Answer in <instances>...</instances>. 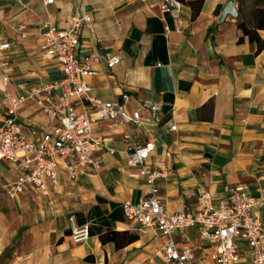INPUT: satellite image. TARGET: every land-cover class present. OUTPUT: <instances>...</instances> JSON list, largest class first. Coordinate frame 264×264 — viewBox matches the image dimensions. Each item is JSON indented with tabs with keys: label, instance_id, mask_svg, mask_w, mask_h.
Here are the masks:
<instances>
[{
	"label": "crops",
	"instance_id": "1",
	"mask_svg": "<svg viewBox=\"0 0 264 264\" xmlns=\"http://www.w3.org/2000/svg\"><path fill=\"white\" fill-rule=\"evenodd\" d=\"M48 1L0 0V38L12 43L0 61V119L11 106L8 96L63 76L41 50L46 26L65 29L72 18L88 17L78 54L105 57L92 63L97 73L86 78L90 96L152 101L161 106L163 121L157 128L94 122L102 167L74 183L62 177L47 194L15 190L17 168L0 163V264H165L160 236L123 212L124 203L139 202L147 191L140 170L128 164L132 145L153 144L148 165L162 174L160 197L172 214L216 208L237 185L264 198V51L257 53L248 37L240 41L239 0H186L202 1L200 13L193 19L185 5L177 20L160 0ZM259 33L264 39V30ZM107 57L120 63L109 69ZM17 117L30 141L33 131L56 124L37 102L19 107ZM257 215L264 225V206ZM84 227L89 237L77 243L73 230ZM174 236L181 249L192 250L193 264H216L214 246L200 239L197 228ZM249 262L245 252L234 264Z\"/></svg>",
	"mask_w": 264,
	"mask_h": 264
},
{
	"label": "built area",
	"instance_id": "2",
	"mask_svg": "<svg viewBox=\"0 0 264 264\" xmlns=\"http://www.w3.org/2000/svg\"><path fill=\"white\" fill-rule=\"evenodd\" d=\"M52 2L49 0L48 4ZM160 7L177 20L183 4L179 0H160ZM89 21L88 17L72 18L70 27L65 29L46 26L41 50L60 66L62 78L19 97L8 96L11 106L0 119V163L9 162L17 168V191L33 188L47 194L59 187L62 177L74 183L81 174L98 171L102 160L95 156V147L100 144V140L94 138L93 124L96 121L135 124L138 127L149 122L152 128L162 124L161 106L152 101L138 98L134 101L129 94L111 102L90 96L91 87L86 78L97 73L92 63L105 57L100 52L86 57L78 54L82 29ZM1 22L0 10V26ZM11 44L0 38V61L9 52ZM119 63V57L106 58L109 69ZM4 81L8 83L6 78ZM60 89H63L61 96L51 95V91ZM43 92L49 96L41 100L39 96ZM72 99L77 102L73 103ZM28 102L42 105L51 121L56 122L48 131H33L34 141L29 140L17 117L19 107ZM132 104L135 107L130 110L129 105ZM80 106L85 107L84 112H79ZM142 110L147 112L146 116ZM130 138L125 137L126 140ZM153 150L152 143L130 147L128 164L140 170L147 191L139 202L124 203L123 212L136 225L151 229L160 236L165 264H193L192 250L181 249L174 236L176 231L187 228H197L200 239L214 246L216 264H234L245 252L249 255V264H264V225L257 215L258 209L264 206V198L256 199L244 185H237L228 189V198L216 208L172 214L160 197L159 180L162 174L148 165ZM202 200L205 201L206 196ZM72 235L77 243L82 242L89 237V229H74Z\"/></svg>",
	"mask_w": 264,
	"mask_h": 264
},
{
	"label": "trees",
	"instance_id": "3",
	"mask_svg": "<svg viewBox=\"0 0 264 264\" xmlns=\"http://www.w3.org/2000/svg\"><path fill=\"white\" fill-rule=\"evenodd\" d=\"M183 6L192 9V18L195 19L200 13L202 1L179 0ZM239 11L241 20L238 23L239 30L243 37H248L251 43L257 45V53L264 51V39L260 36V31L264 30V0H239Z\"/></svg>",
	"mask_w": 264,
	"mask_h": 264
},
{
	"label": "water",
	"instance_id": "4",
	"mask_svg": "<svg viewBox=\"0 0 264 264\" xmlns=\"http://www.w3.org/2000/svg\"><path fill=\"white\" fill-rule=\"evenodd\" d=\"M234 14H235V15H237V13H236V12H234Z\"/></svg>",
	"mask_w": 264,
	"mask_h": 264
}]
</instances>
